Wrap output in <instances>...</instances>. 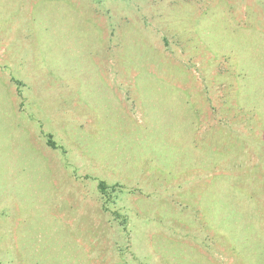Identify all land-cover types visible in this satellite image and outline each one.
<instances>
[{
	"label": "rangeland",
	"instance_id": "1",
	"mask_svg": "<svg viewBox=\"0 0 264 264\" xmlns=\"http://www.w3.org/2000/svg\"><path fill=\"white\" fill-rule=\"evenodd\" d=\"M0 264H264V0H0Z\"/></svg>",
	"mask_w": 264,
	"mask_h": 264
},
{
	"label": "trees",
	"instance_id": "2",
	"mask_svg": "<svg viewBox=\"0 0 264 264\" xmlns=\"http://www.w3.org/2000/svg\"><path fill=\"white\" fill-rule=\"evenodd\" d=\"M99 187H100V189H101L102 191L106 190V188H107L103 182H100V183H99Z\"/></svg>",
	"mask_w": 264,
	"mask_h": 264
}]
</instances>
